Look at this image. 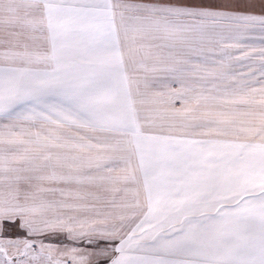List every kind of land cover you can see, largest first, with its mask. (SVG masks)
<instances>
[{"label": "snow or ice", "instance_id": "snow-or-ice-1", "mask_svg": "<svg viewBox=\"0 0 264 264\" xmlns=\"http://www.w3.org/2000/svg\"><path fill=\"white\" fill-rule=\"evenodd\" d=\"M0 264H264V0H0Z\"/></svg>", "mask_w": 264, "mask_h": 264}]
</instances>
